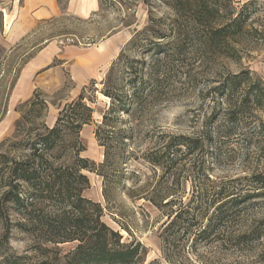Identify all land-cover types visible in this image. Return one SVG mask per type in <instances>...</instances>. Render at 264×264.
Here are the masks:
<instances>
[{"label": "trees", "instance_id": "16d2710c", "mask_svg": "<svg viewBox=\"0 0 264 264\" xmlns=\"http://www.w3.org/2000/svg\"><path fill=\"white\" fill-rule=\"evenodd\" d=\"M222 1L167 0L166 6L177 18L166 25L151 20L155 28L148 36L138 33L129 42V46L141 43L139 49L147 55L137 60L121 51L112 62L99 83V93L110 102L94 131L103 149L100 164L81 156L84 149L79 135L92 124L93 115L83 97L86 86L58 111L52 127H37L23 112L37 106L47 111L38 91L19 105L12 135L0 142V148L9 143L16 151L14 156L0 154V226L4 232L0 248L8 244L10 232L16 228L36 237L41 252L48 251L45 245L74 244L61 264H142L146 248L135 241L124 243L118 231L102 222L100 204L82 196L89 187L83 173L103 179L102 196L108 202L113 180L108 172L117 165L122 145L118 140L125 133L117 124L135 123L166 95L175 65L183 63L182 49L194 33L191 30L199 31L202 26V35L195 36L203 53L219 49L243 33L248 20L244 7L222 19ZM179 20L193 26L189 30ZM212 93L213 104L199 135L161 134L141 156L145 165L160 173L157 181L126 189L129 199L144 200L166 216L159 234L161 260L149 264H243V255L264 238V215H255L264 207V169L216 181L206 173L205 163L209 157L220 159L234 153L243 141L245 157L253 148L264 158V80L248 71L227 74ZM196 153L202 154L200 159L185 162ZM183 173L186 178L179 182ZM186 184L190 191L183 201ZM11 212L16 224L11 222ZM0 264L26 263L0 252Z\"/></svg>", "mask_w": 264, "mask_h": 264}, {"label": "rangeland", "instance_id": "374dc122", "mask_svg": "<svg viewBox=\"0 0 264 264\" xmlns=\"http://www.w3.org/2000/svg\"><path fill=\"white\" fill-rule=\"evenodd\" d=\"M14 1L0 0V142L12 135L14 124L19 119L17 109L28 100L12 101L10 104L20 67L42 46L53 43L57 48L56 57L49 67L33 77V82L39 86L35 91L45 101L47 111L37 106L31 111L24 109L23 112L28 114L29 122L37 127L44 124L51 127L58 111L77 98L86 86L83 97L93 110V115L92 124L83 127L79 135L84 149L81 156L100 164L103 161V149L99 147L94 131L110 104L99 93L102 89L100 81L121 51H124V56L137 60L147 55L140 51L138 45L141 43L129 46V42L138 33L148 36L149 31L155 28L150 24L151 20L166 25L177 18L176 14L166 6L167 0H87L88 4L92 2L94 9L81 16L77 13L81 7L80 0H57L61 11L59 16L39 22L35 28L15 38L9 37V17L4 22V13L10 16L8 11L14 7ZM21 2L18 0L19 4ZM68 6L72 11H67ZM219 7L222 19L238 13L244 7L243 13L248 15V20L243 33L219 49L203 53L196 45L200 39L195 36L197 33L202 35V26L198 28L199 31L196 28L191 30L194 33L189 35L182 49L183 63L175 65L166 95H162L161 100L150 106L135 123L117 124L121 132L125 133L119 136L118 144L122 145L117 152V165L108 172L113 178L108 202L102 196L103 179L91 172L83 173L89 181V187L83 191L82 196L100 204L103 210L102 222L118 231L124 243L135 241L146 248L147 254L142 264L161 260L159 234L166 221V216L151 204L144 200L129 199L125 194L130 186L137 188L142 183L157 181L160 176L159 172L143 163L142 154L153 147L161 134L189 137L199 135L213 104L212 89L225 75L248 71L264 80V0H224ZM179 22L189 30L193 26L182 20ZM225 23L228 22L214 24L223 26ZM150 38L153 37H148L152 41ZM19 84L20 95H24L29 85L25 73L20 77ZM238 144L241 148L227 157L215 159L213 156L205 160L208 166L206 173L212 180L239 178L264 169L261 154H256L252 148L250 156L245 157L244 141ZM2 153L14 156L16 151L7 143L0 148ZM200 155H191L185 162L200 159ZM180 175L178 181L184 182L186 173ZM177 190L180 192L179 188ZM189 191L190 184H186L183 201ZM255 215L257 218L264 215V207L256 211ZM10 218L16 224L14 212H11ZM3 234L0 226V241ZM45 246L48 251L41 252L36 237L14 228L8 237V244L2 245L0 252L1 255L17 256L26 264H61L62 257L75 245ZM241 262L264 264V238L243 255Z\"/></svg>", "mask_w": 264, "mask_h": 264}, {"label": "crops", "instance_id": "0c3cea01", "mask_svg": "<svg viewBox=\"0 0 264 264\" xmlns=\"http://www.w3.org/2000/svg\"><path fill=\"white\" fill-rule=\"evenodd\" d=\"M87 2V0L79 1V4L81 5V7L77 10L79 15L85 16L94 9L92 2L89 1V4ZM13 5L14 7H12L11 11H8L10 16L4 13V22L7 17H9L11 22L9 37H20L35 28L37 23L51 20L61 14L57 0H22L21 4L18 3V0H15ZM67 9L69 12L72 11L69 9V6ZM56 55L57 48L53 45V43H48L47 45L42 46L32 55V57L21 67L19 71L18 78L16 80V87L11 96L10 104H12V101H24L26 99L29 100L32 97L36 87H39L37 83L35 85L33 82V77H37L39 73L49 67ZM83 64H85L84 59ZM24 73L27 77L29 85L26 86L24 95H20L21 92L19 82L20 77Z\"/></svg>", "mask_w": 264, "mask_h": 264}]
</instances>
